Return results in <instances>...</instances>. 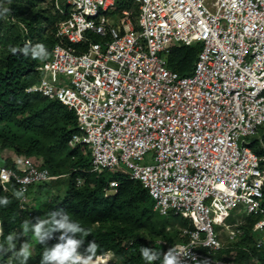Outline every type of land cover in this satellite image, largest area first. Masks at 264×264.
Returning <instances> with one entry per match:
<instances>
[{
	"label": "built area",
	"instance_id": "obj_1",
	"mask_svg": "<svg viewBox=\"0 0 264 264\" xmlns=\"http://www.w3.org/2000/svg\"><path fill=\"white\" fill-rule=\"evenodd\" d=\"M130 1L136 17L117 13V0H64L68 13L57 5L68 15L62 43L26 92L76 114L70 146L89 150L88 173L121 169L106 198L122 180L139 182L156 214L190 221L188 241L175 246L182 264H239L219 258L233 213L257 220L264 255V157L251 148L264 130V0ZM180 44L201 47L188 77L169 65ZM5 160L0 192L26 189L19 205L28 211L31 189L54 177L31 158Z\"/></svg>",
	"mask_w": 264,
	"mask_h": 264
},
{
	"label": "trees",
	"instance_id": "obj_2",
	"mask_svg": "<svg viewBox=\"0 0 264 264\" xmlns=\"http://www.w3.org/2000/svg\"><path fill=\"white\" fill-rule=\"evenodd\" d=\"M57 5L65 13L69 12L64 0H0V126L7 127L4 132L0 130V146L3 151L14 150L15 158L41 162L42 168L48 169L54 177L49 184L31 189V193L44 191L45 200L48 199L36 210L30 207V202L28 211L20 209L19 200L13 196L16 189L0 192V197L7 196L11 201L7 207L0 206L3 225L0 244L7 247L6 237L21 233L25 220L35 224L37 218L47 219L50 212L63 209L70 222H78L86 230L85 234L75 235L77 239H84L79 251L83 252L90 242L95 241L100 246L99 259L106 260L111 254V264H148L141 258L142 246L166 253L177 244L188 241L184 231L194 229L193 225L181 216L156 214L151 196L139 182L122 180L117 194L106 198L109 182L117 180L121 174L108 171L88 173L91 169L89 150L70 146L73 135L77 133L76 114L58 101L26 92L38 83L41 65L51 59L53 48L62 43L57 34L68 15H62ZM5 9L9 11L5 12ZM123 11H134L136 17L137 7L130 0H117V13ZM93 40L97 42L98 38ZM28 41L32 44L30 47L44 44L50 53L49 58L33 60L31 50L28 57L12 53V48H22ZM200 50L199 45L174 46L169 59L170 68L182 77L192 75ZM21 142L25 145L20 146ZM263 145L264 130L260 139L252 140L251 148L264 157ZM5 161L13 165V158ZM79 179L83 181L82 186H78ZM49 188L64 189L65 194L54 196ZM29 211L33 213L32 217ZM236 216L233 213L229 218L230 226L235 223L233 217ZM241 216L247 225L239 228L243 231L240 242L226 246L219 258L233 257L239 264H264V255L254 246L257 235L253 226L257 220ZM61 231L53 233V242L49 239L46 245L40 244L31 231L25 236L18 235L14 241L15 250L18 251L25 242H28L31 252L37 246L27 264H40L44 248L59 243ZM0 264H20V261L13 252H8L2 255ZM153 264H162V257Z\"/></svg>",
	"mask_w": 264,
	"mask_h": 264
},
{
	"label": "clouds",
	"instance_id": "obj_3",
	"mask_svg": "<svg viewBox=\"0 0 264 264\" xmlns=\"http://www.w3.org/2000/svg\"><path fill=\"white\" fill-rule=\"evenodd\" d=\"M9 9H5L8 12ZM32 44L30 41L26 42L22 48H12L11 51L15 55L21 53L24 57H28L31 50V58L33 60L45 61L49 58L50 53L46 46L42 43L36 44L35 47H30ZM26 189H19L13 193L16 200H22ZM11 201L7 196L0 197V206L7 207ZM60 216V219H56ZM22 232L16 234H9L6 237V245L0 244V255H7L8 252H13L16 259L20 261V264H27L31 258L32 252L28 242L21 245L20 249L16 251V245L14 241L18 235L25 236L31 231L35 239L40 244H45L47 240L53 238V233L61 231L59 236V243L52 247H45L40 264H99L98 252L100 246L95 242H90L83 252L79 251L84 244V239L75 238L76 234H85L86 230L81 227L78 222H70L69 215L63 211L50 212L47 219L37 218L35 224L25 220L22 225ZM69 233L73 235H69ZM3 235L0 230V236ZM183 249L178 247L170 248L166 253H158L150 247H141V258L153 264L154 261L160 260L162 257V264H182L180 257L183 255Z\"/></svg>",
	"mask_w": 264,
	"mask_h": 264
},
{
	"label": "rangeland",
	"instance_id": "obj_4",
	"mask_svg": "<svg viewBox=\"0 0 264 264\" xmlns=\"http://www.w3.org/2000/svg\"><path fill=\"white\" fill-rule=\"evenodd\" d=\"M53 0H47V2H52ZM61 0H59L60 2ZM7 127L5 125H2L0 126V130L4 132V130L6 129ZM20 146H24L25 143L21 142L19 143ZM15 151L14 150H5L3 151L1 149V146H0V156H2L3 158L7 159V158H13V160L15 159ZM17 160V159H16ZM152 161L151 159L148 157L146 159V164H151ZM123 168V167H122ZM121 169H117V170H114V171H110V173L112 174H120V171ZM126 172V171H125ZM50 191L52 192V194L54 196H62L65 194V190L64 189H55V188H49ZM45 192L42 191V192H38V191H33L30 195V207L33 208V210H36L38 208V206L40 204H43L46 200H45V197H44V194ZM40 201V202H39ZM240 215V214H239ZM233 219L235 220V223L232 224L231 228H225V227H222L220 228V239H221V242L224 246H232L233 244H236L237 242H240V236L239 237H236L235 240H232L231 239V231L233 230L234 232H237V230L239 229V227L243 226V225H247V222L246 220L244 219V217H242L241 215L237 216L236 217H233ZM175 229H178L179 231H182L181 228L179 227H176ZM238 240V241H236ZM50 242H53V239L50 240ZM38 247L35 246L33 249H32V253H35L37 251ZM2 259V255H0V261ZM107 262H104L102 264H111V260H112V255L109 254L107 257Z\"/></svg>",
	"mask_w": 264,
	"mask_h": 264
},
{
	"label": "bare ground",
	"instance_id": "obj_5",
	"mask_svg": "<svg viewBox=\"0 0 264 264\" xmlns=\"http://www.w3.org/2000/svg\"><path fill=\"white\" fill-rule=\"evenodd\" d=\"M106 259V258H105ZM107 262V259L106 260H104V259H99V264H102V263H104V262Z\"/></svg>",
	"mask_w": 264,
	"mask_h": 264
}]
</instances>
